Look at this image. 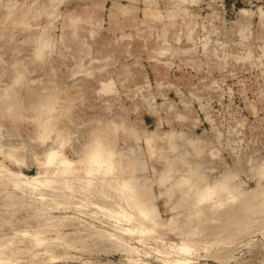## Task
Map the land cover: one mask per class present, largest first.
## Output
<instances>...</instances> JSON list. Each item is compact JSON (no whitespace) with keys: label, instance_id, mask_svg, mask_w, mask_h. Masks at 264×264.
Here are the masks:
<instances>
[{"label":"rangeland","instance_id":"374dc122","mask_svg":"<svg viewBox=\"0 0 264 264\" xmlns=\"http://www.w3.org/2000/svg\"><path fill=\"white\" fill-rule=\"evenodd\" d=\"M259 186L264 0H0V264H264Z\"/></svg>","mask_w":264,"mask_h":264},{"label":"bare ground","instance_id":"6f19581e","mask_svg":"<svg viewBox=\"0 0 264 264\" xmlns=\"http://www.w3.org/2000/svg\"><path fill=\"white\" fill-rule=\"evenodd\" d=\"M44 32V30H43ZM42 32V33H43ZM41 35V34H40ZM39 37V36H38ZM42 37V36H41ZM37 42V41H36ZM42 42V41H41ZM45 43V42H44ZM38 45V44H37ZM40 45V43H39ZM39 47V46H38ZM44 129V128H43ZM42 129V130H43ZM46 129V128H45ZM45 131V130H44ZM43 131V132H44ZM148 139V137H147ZM105 143V142H104ZM109 147V146H108ZM49 151V150H48ZM52 151V150H51ZM48 153V152H47ZM113 156V153H111V150L107 149L106 146L101 142L100 139H97L96 137L93 139V142L92 144L89 146L83 160L81 161L84 162L85 164H88V166L90 165H94V164H103L105 165L107 168L111 165L112 161H111V157ZM71 165V164H70ZM104 166V167H105ZM205 184V183H204ZM207 185V184H206ZM122 186L126 187L127 185L126 184H123ZM216 187V185H214ZM214 186H206L204 187L203 189H201L200 191L198 190L197 194H198V200L196 202V204H199L200 203H203V202H206L207 200H210L212 197H213V194H215V187ZM261 187V186H259ZM219 188V187H218ZM221 190L224 189L222 187H220ZM262 188V187H261ZM259 189V188H258ZM264 189V188H262ZM261 189V190H262ZM220 190V189H219ZM220 190V191H221ZM257 190V188H256ZM218 191V189H217ZM264 191V190H262ZM230 192V191H229ZM256 194H257V191H255ZM261 192V191H260ZM262 193V192H261ZM264 193V192H263ZM263 193H262V197H263ZM259 194V193H258ZM215 196V195H214ZM216 198H218V196H216ZM264 200V199H263ZM262 200V202H263ZM217 201V200H216ZM215 201V202H216ZM220 201V199H219ZM219 203V202H218ZM264 204V203H263ZM195 208V207H194ZM193 208V210H194ZM143 209V208H142ZM145 209V208H144ZM198 209V208H197ZM254 209V208H253ZM262 209V208H261ZM256 210V209H255ZM144 211H147L144 210ZM192 211V210H191ZM197 212V211H196ZM194 212L195 214H200V213H196ZM198 212H201V210H198ZM261 212V210L259 211ZM149 213V212H148ZM194 213H192L194 216H196V220H197V215H195ZM131 215V214H130ZM201 215V214H200ZM200 215H198L200 217ZM128 216V215H127ZM149 216V215H148ZM192 218V215L189 216ZM128 218V217H126ZM190 218V219H191ZM189 219V218H188ZM144 221L145 220H140L139 223H138V228H144L146 231L143 232L142 231V234L140 236H143L147 233H149L150 229L144 224ZM177 221V220H176ZM174 222V221H173ZM189 222V220H188ZM189 226V225H188ZM194 228H195V225H194ZM147 236V235H146ZM154 238V237H153ZM175 251L178 252V253H181V254H184L186 252V245L184 244H180L178 246H175ZM176 260L178 263H183L184 262V257L182 256H179V257H176ZM187 263V260L185 258V264Z\"/></svg>","mask_w":264,"mask_h":264}]
</instances>
